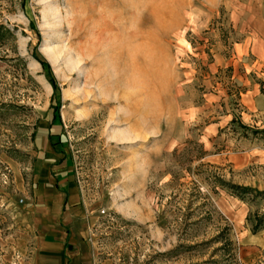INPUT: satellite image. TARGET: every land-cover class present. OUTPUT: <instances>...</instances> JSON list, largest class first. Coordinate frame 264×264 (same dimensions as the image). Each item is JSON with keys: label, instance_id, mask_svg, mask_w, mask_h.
Here are the masks:
<instances>
[{"label": "rangeland", "instance_id": "obj_1", "mask_svg": "<svg viewBox=\"0 0 264 264\" xmlns=\"http://www.w3.org/2000/svg\"><path fill=\"white\" fill-rule=\"evenodd\" d=\"M257 61L264 0H0V264L36 261L44 165L96 264H264V165L230 158Z\"/></svg>", "mask_w": 264, "mask_h": 264}, {"label": "crops", "instance_id": "obj_2", "mask_svg": "<svg viewBox=\"0 0 264 264\" xmlns=\"http://www.w3.org/2000/svg\"><path fill=\"white\" fill-rule=\"evenodd\" d=\"M220 63H215L214 69L220 66ZM234 77L243 82L242 105L244 112L242 113L240 123L246 130H254L258 133L264 132V73H261L264 62L257 61L253 74L246 73L242 78L237 76V69ZM225 94L217 93L206 95L205 109L212 107V103L219 100ZM248 117V118H247ZM247 118V120H246ZM237 122V116L232 113L224 117V124L232 126L233 122ZM236 124V123H234ZM223 125V126H225ZM222 124L210 126L208 130L212 133H217ZM211 133V134H212ZM210 134V135H211ZM208 139V147L213 146ZM263 136V134H261ZM259 139H256L258 142ZM232 160L240 164V166H249L251 163L264 165V147H255L248 152L242 154H233ZM40 198H42L41 208H39V216L35 218L38 225H41L42 231L39 234V242L37 255L34 264H96L92 255L90 244V222L88 220L89 234V249L88 244L84 239L87 237V228H81L82 224L76 223L75 217L81 215L80 200L77 194V189L71 180L67 177L63 181L56 182V177L52 175L47 165H44L38 173ZM49 184L53 185L52 189ZM57 185L60 190H58ZM63 185V186H61ZM75 221V222H74ZM61 222L68 227L66 232L61 231ZM74 222V223H73ZM73 224L75 228L71 229L69 225ZM70 227V228H69ZM25 243L19 245L18 251L24 252ZM71 248V249H70Z\"/></svg>", "mask_w": 264, "mask_h": 264}, {"label": "trees", "instance_id": "obj_3", "mask_svg": "<svg viewBox=\"0 0 264 264\" xmlns=\"http://www.w3.org/2000/svg\"><path fill=\"white\" fill-rule=\"evenodd\" d=\"M236 189L240 190V191H244V192H250L252 191L251 188H243V187H240V186H234Z\"/></svg>", "mask_w": 264, "mask_h": 264}]
</instances>
